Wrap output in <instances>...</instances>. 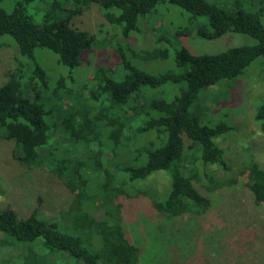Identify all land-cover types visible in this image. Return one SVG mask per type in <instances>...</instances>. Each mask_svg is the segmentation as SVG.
I'll use <instances>...</instances> for the list:
<instances>
[{
    "label": "trees",
    "instance_id": "1",
    "mask_svg": "<svg viewBox=\"0 0 264 264\" xmlns=\"http://www.w3.org/2000/svg\"><path fill=\"white\" fill-rule=\"evenodd\" d=\"M25 1L37 3L36 8L42 12L40 20L36 21L21 2L10 12L0 7V38L9 37L0 42V47L12 43L16 50V67L0 85V138L15 140V156L22 165L49 170L64 181L75 198L63 211L64 220L63 215L47 216L39 210L21 217L11 205L0 206V247H14L17 253L9 259L18 264H137L139 250L123 229L122 206L115 200L121 195L149 197L166 218L209 207L210 201L195 188L193 180L210 189L224 184L208 168L230 173L224 151L214 138L231 126L201 125L197 116H190L189 108L202 89L241 75L254 60L264 56V6L252 14L240 7L239 0L231 11L209 0ZM94 2L123 41L132 33L142 34V30L154 32L148 17L157 11V5L169 3L195 22V31L184 29L177 32L180 35L195 32L212 40L228 33L246 34L256 42L213 53H193L181 45L175 51L174 68L155 73L132 59H166L168 48L131 50L130 57L124 42L112 37L108 44L101 42L89 51L91 54L111 46L116 52L115 60L110 54L107 64L103 60L102 65L95 66L91 83L70 85L63 75L48 94L59 99L65 114L57 117L59 126L53 131L48 121L51 111L43 101L49 92V76L36 59L35 50L48 49L57 55L60 64L71 69L79 67L84 52L97 38L74 27L72 21ZM158 36L155 43L161 44L163 37ZM168 83L180 85V94L173 98L155 96L153 90ZM255 119L264 132V102L258 106ZM183 134L190 140L189 146ZM149 136L147 144L135 146L134 138ZM81 143L80 155L69 156ZM106 145L115 158L118 151L133 147L136 163L116 166L106 157ZM192 149H196V155L189 156ZM158 171H165L169 177V187L163 194L148 184L150 176ZM93 174L97 176L94 181L90 180ZM247 185L255 203H264V168L256 162L249 166ZM89 186L98 189L97 195L87 197L98 207L94 212L81 207ZM112 207L118 212L115 218L110 213ZM97 238L102 243L99 247Z\"/></svg>",
    "mask_w": 264,
    "mask_h": 264
},
{
    "label": "rangeland",
    "instance_id": "2",
    "mask_svg": "<svg viewBox=\"0 0 264 264\" xmlns=\"http://www.w3.org/2000/svg\"><path fill=\"white\" fill-rule=\"evenodd\" d=\"M209 1L231 11L236 0ZM239 1L240 7L252 14L261 5L264 6V0ZM19 2L26 6L28 13L36 21L41 19L42 12L38 11L37 3L34 2L0 0V7L10 12ZM148 19L150 28L155 29L152 34L149 33L150 29L142 30L143 32H140L143 35L132 33L123 41L121 36L116 35V28L106 20L99 5L94 2L72 21L74 27L87 30L97 38L93 46L84 52L79 67L71 69L64 66L58 62L57 55L52 51L36 48L35 57L49 76V92L44 96L43 101L46 108L51 111L48 121L53 131L59 126L57 117H63L65 114L64 109L59 106V99L48 94L54 90L57 80L63 75L70 85L75 83L81 87L91 83L97 68L95 66L102 65L103 60H106L104 65L107 64L110 54L115 60L116 52L111 51V46L101 50L96 49L91 54L89 51L95 49L101 42L108 44L112 37L124 42L128 48L125 52L130 57L131 50L138 52L145 47L154 46L168 48L169 57L166 59L143 60L142 58L139 61L132 59L139 67L155 73L174 68L175 51L181 45L186 46L193 53H213L223 51L230 46L256 42V39L246 34L228 33L212 40L201 38L195 32L180 35L177 32L184 29L195 31V22L190 21L188 13L169 3L157 5V11ZM261 19L264 22V18ZM147 24L148 21L144 20L143 25L147 26ZM158 35L163 37L164 41L161 44L155 43ZM7 38H9L7 35L1 37L0 42ZM132 42L136 45L133 46ZM14 46L15 44L8 43L0 47V85L8 79L10 72L16 67ZM109 62L112 63V60ZM153 93L155 96L173 98L180 94V85L168 83L162 88L153 90ZM263 102L264 56H261L248 65L241 75L224 79L202 89L190 106V116H197L201 125L216 126L226 123L231 126L230 130L214 138L215 143L224 151L230 173H225L218 167L208 168L209 171H213L214 177L224 184L210 189L202 182L193 180L195 188L210 201L206 210L202 212L193 210L174 218H166L153 207L149 197L121 195L115 200L122 206L123 229L130 242L139 250L137 264H264V203L259 205L255 203L253 193L247 185L250 164L256 162L264 168V132L260 130L259 122L255 119L256 110ZM67 104L66 102L65 105ZM182 136L186 146H189L190 140L184 134ZM150 139L151 136L138 137L134 138L133 142L135 146L145 145ZM83 145L82 143L75 145L69 156H79ZM106 147L109 149L107 152L103 148L106 157L109 161H114L116 166L136 163V151L133 147L128 151H118L116 158L112 156L110 147L108 145ZM16 148L15 140L0 138V206L11 205L21 217H27L34 210H39L41 214L47 216L63 215L64 220L66 217L63 211L72 206L75 195L66 189L62 179L57 178L44 167L22 165L15 156ZM187 154L196 155V149H192ZM112 169L115 172L114 166ZM96 177L93 174L89 178L94 181ZM149 179V186L156 187L162 194L169 187V177L165 171H158ZM92 181L90 185L93 184ZM86 192L81 207L83 210L94 212L98 207L87 197L97 195L98 189L89 186ZM109 209L114 215L112 217H117L116 208ZM110 213L108 221L111 222ZM2 236L0 234V237ZM96 243L97 247L102 245L99 238L96 239ZM41 248L42 246H39L37 250L40 251ZM16 253L14 247H0V264ZM9 260L8 264H18V261Z\"/></svg>",
    "mask_w": 264,
    "mask_h": 264
}]
</instances>
